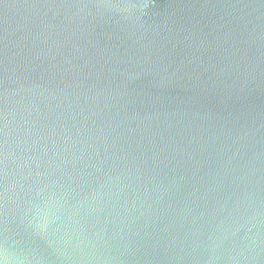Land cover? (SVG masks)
I'll return each instance as SVG.
<instances>
[{
  "label": "water",
  "instance_id": "1",
  "mask_svg": "<svg viewBox=\"0 0 264 264\" xmlns=\"http://www.w3.org/2000/svg\"><path fill=\"white\" fill-rule=\"evenodd\" d=\"M0 261L264 264V0H0Z\"/></svg>",
  "mask_w": 264,
  "mask_h": 264
},
{
  "label": "clouds",
  "instance_id": "2",
  "mask_svg": "<svg viewBox=\"0 0 264 264\" xmlns=\"http://www.w3.org/2000/svg\"><path fill=\"white\" fill-rule=\"evenodd\" d=\"M0 264H4V262L3 261H0Z\"/></svg>",
  "mask_w": 264,
  "mask_h": 264
}]
</instances>
